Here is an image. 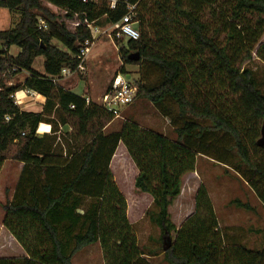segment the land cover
I'll return each mask as SVG.
<instances>
[{"label": "trees", "instance_id": "trees-1", "mask_svg": "<svg viewBox=\"0 0 264 264\" xmlns=\"http://www.w3.org/2000/svg\"><path fill=\"white\" fill-rule=\"evenodd\" d=\"M115 1L111 7L108 0H0V8L16 16L0 30V169L7 159L22 164L2 225L25 253L0 256V264H72L78 251L95 243L104 264H152L148 257L157 253L139 245L109 169L119 143L137 170L135 189L152 199L146 215L160 229L168 264H264V231L259 248L226 242L203 185L179 227L169 213L199 156L233 170L264 207V149L256 143L264 92L244 65L253 54L264 63V0ZM43 2L78 25L68 29ZM128 5L135 6L139 36L126 44L115 38L123 60L119 72L140 64L136 98L168 120L174 138L131 120L107 133L113 115L58 83L62 70L76 72L80 47L92 41L88 25L114 26ZM13 45L16 55L9 53ZM130 51L138 53L137 61L128 58ZM38 56L42 73L33 68ZM21 72L28 73L22 83L8 84ZM19 90L42 95L41 111L22 110L14 98ZM40 123L50 132L39 135ZM230 203L253 209L239 198Z\"/></svg>", "mask_w": 264, "mask_h": 264}, {"label": "rangeland", "instance_id": "rangeland-1", "mask_svg": "<svg viewBox=\"0 0 264 264\" xmlns=\"http://www.w3.org/2000/svg\"><path fill=\"white\" fill-rule=\"evenodd\" d=\"M46 3L43 2V5L58 15L59 20L63 21L68 29L73 30L75 28V20L66 18L62 9L48 6ZM0 25L3 23L0 22ZM133 26L136 27L135 24ZM4 28L6 27L0 30ZM91 31L93 41L85 60L84 70L66 75L64 76L66 78L60 82L66 86L68 83H75L79 80L85 81L86 90L92 91L91 98L97 102L105 87L110 84L123 65L119 52L121 44H117L115 38L123 44H126L129 38L117 36L113 25L92 26ZM260 42H264V34ZM55 45L61 50L65 49L59 41H55ZM131 53H135V51H130L128 54ZM42 59L41 56L36 57L33 68L40 69ZM244 65L255 71L264 92V63L253 54L252 58L246 61ZM124 68L127 73L125 75H129L131 83L138 78L142 71L140 64H126ZM82 87L83 85L76 87L75 92H80ZM125 120L134 121L144 128L174 138L168 120L148 100L142 97H137L132 104L122 111L120 117L114 118L106 126L105 132L118 131ZM21 168V163L7 159L0 169V220L4 213V204L12 198ZM109 169L117 187L126 199L127 217L134 227L139 245L146 246L157 253L150 258L152 264H168L163 259L158 242L160 229L151 223L146 215L147 209L151 207L152 199L150 195L141 194L135 189L134 178L137 170L121 143L114 153ZM200 185H203L208 192L224 240L226 242L240 241L249 248H259L263 241L264 207L247 183L238 179L233 170H227L223 164L206 156H199L196 160L195 171L184 176L181 192L169 207L172 222L179 227L186 217L194 211V195ZM235 198L249 202L253 209L246 210L231 204L230 201ZM72 264H104L99 243L88 245L78 251L72 258Z\"/></svg>", "mask_w": 264, "mask_h": 264}, {"label": "built area", "instance_id": "built-area-1", "mask_svg": "<svg viewBox=\"0 0 264 264\" xmlns=\"http://www.w3.org/2000/svg\"><path fill=\"white\" fill-rule=\"evenodd\" d=\"M88 1V0H83ZM98 1V0H90ZM110 6H115V0H108ZM128 12L122 17L120 22L114 25L115 33L117 36L127 37L129 39H137L139 36L138 31L133 26L132 17L134 16V5L127 6ZM78 22H75V27ZM91 29L92 25H88ZM40 27H46L43 21H40ZM93 41V39H92ZM92 41L86 40L79 49L78 58L79 64L77 66L76 72H71L69 70H62V76L71 75L77 73L78 71L84 70L85 60L89 53L92 45ZM30 94H34V91L28 90ZM137 88L133 83L130 82L129 78L119 72L111 80L110 84L106 87L105 91L98 98L97 103L100 104L106 111L110 112L114 118L120 117L122 111L133 103L136 99ZM15 98V95H14ZM16 101V100H15ZM88 102L89 99H86Z\"/></svg>", "mask_w": 264, "mask_h": 264}, {"label": "crops", "instance_id": "crops-1", "mask_svg": "<svg viewBox=\"0 0 264 264\" xmlns=\"http://www.w3.org/2000/svg\"><path fill=\"white\" fill-rule=\"evenodd\" d=\"M46 4H48V6H53L49 3H46ZM15 21H16V16L14 17L13 15H11V13L7 9L0 8V22L3 23V25H0V29L3 27H6L4 29L9 28ZM18 52H19L18 47L14 46V45L9 48V53L12 55H16ZM42 63H43V59L41 61V64ZM42 66L43 65H41V68L38 70L35 68L34 69L37 70L38 72L42 73L43 72ZM27 76H28V73L21 72V73L17 74L15 77H13L8 82V84L22 83ZM127 76L129 77V75H127ZM65 78L66 77L62 76V78L58 81V83L60 85H62L60 81L62 79H65ZM79 85H83L82 90L80 92H75V88L78 87ZM62 86L64 88L68 89L69 91L74 92L75 94H78V95H80L86 99H89L93 102H96L93 98H91L92 97V91H90L89 89L86 90V84H85V81H83V80L76 81L75 83L74 82L68 83L66 86L65 85H62ZM105 89H106V87H105ZM105 89H104V91H105ZM30 92H31V90H30ZM15 100H16V103L19 105V107L22 110L39 112L42 109V105L44 103L45 98L42 95L38 94L37 92H35L34 94H30L28 92V90H19L15 93ZM50 129H51V127L49 124L40 123L39 127L37 129V133L39 135L46 134V133L50 132ZM113 157H114V155L112 156L111 160H113ZM142 193L143 192H141V194ZM3 217H4V213H3L2 218L0 220V256H5V257H21V256H24L25 253H24L23 249L15 241L13 236L3 227V225H2ZM11 247H13V250H11ZM151 257H153V256H151ZM151 257H148L149 260Z\"/></svg>", "mask_w": 264, "mask_h": 264}, {"label": "water", "instance_id": "water-1", "mask_svg": "<svg viewBox=\"0 0 264 264\" xmlns=\"http://www.w3.org/2000/svg\"><path fill=\"white\" fill-rule=\"evenodd\" d=\"M128 58L137 61L139 58V55L137 52L131 53L128 55ZM128 77V76H127ZM129 78V77H128ZM257 145L264 149V120L262 121L261 127H260V137L257 139Z\"/></svg>", "mask_w": 264, "mask_h": 264}]
</instances>
